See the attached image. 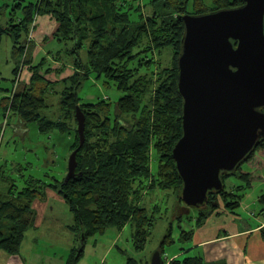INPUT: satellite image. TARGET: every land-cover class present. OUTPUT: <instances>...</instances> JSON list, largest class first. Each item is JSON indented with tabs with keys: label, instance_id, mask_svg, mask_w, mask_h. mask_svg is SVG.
<instances>
[{
	"label": "trees",
	"instance_id": "1",
	"mask_svg": "<svg viewBox=\"0 0 264 264\" xmlns=\"http://www.w3.org/2000/svg\"><path fill=\"white\" fill-rule=\"evenodd\" d=\"M189 1L148 0L152 8L148 15L144 14L143 6L135 3L136 0L13 2L14 12L6 23H0V36L7 33L13 38L14 53L25 54L24 62H30L33 47L31 44L25 48L24 35L42 14L50 15L56 21L54 37L59 44L73 43L70 53L78 54L79 48L87 45L86 60L74 58L75 73L65 78L64 82L70 85L62 91L60 99L67 118L76 121V106L84 113L85 141L76 154L75 178L64 183V178L46 181L28 176L20 191L12 189V186L17 188L16 184H9L6 195L0 196V250L8 254L19 252L25 233L35 220L32 202L43 200L48 187L61 197L73 216V223L68 227L76 236V245L70 249L66 264H77L87 239L103 233L108 227L122 229L130 223L134 250L142 251L146 247L154 221L139 204L143 191L157 186L164 190L176 189L177 196L181 197L182 180L175 168L172 151L182 135L183 99L177 89V60L184 33L182 17L243 4L242 0H211L210 5L204 0H192V8L188 10ZM5 7L7 4L3 9ZM3 9L0 7V14L6 11ZM132 12L137 14L134 18ZM166 47L171 48L172 56L169 64L164 65L157 56ZM51 56L56 58L55 54ZM46 62L44 58L32 65L29 83L16 89L11 99H3L4 108L12 109L26 123L36 122L42 133L63 130L65 123L41 114L47 106L45 94L50 85L39 72ZM90 74L102 78L104 86L113 84L122 93L113 109L105 99L86 103L78 95L82 81ZM7 99L10 101L8 106ZM67 133L74 134L70 146L72 152L79 144L77 129ZM151 156L158 159L156 171L151 167ZM263 163L264 138L235 171L221 175L222 190L207 195L194 226L202 225L221 204L234 212L239 202L225 189L224 177L236 176L240 182L233 188L244 190L251 186ZM246 165L252 169H243ZM259 202L260 213H264V192L259 196ZM192 232L193 228L181 230L180 239H190ZM260 232L264 238V226ZM172 242L168 228L157 249L162 256L164 246ZM125 264L144 263L127 256ZM164 264L207 263L200 257H184L173 258Z\"/></svg>",
	"mask_w": 264,
	"mask_h": 264
},
{
	"label": "water",
	"instance_id": "2",
	"mask_svg": "<svg viewBox=\"0 0 264 264\" xmlns=\"http://www.w3.org/2000/svg\"><path fill=\"white\" fill-rule=\"evenodd\" d=\"M182 17L177 89L183 99L182 135L173 147L181 199L201 207L223 188L264 138V0ZM79 144L64 183L76 177V154L85 141V115L76 106ZM84 237V235H82ZM150 264H164L157 250Z\"/></svg>",
	"mask_w": 264,
	"mask_h": 264
},
{
	"label": "rangeland",
	"instance_id": "3",
	"mask_svg": "<svg viewBox=\"0 0 264 264\" xmlns=\"http://www.w3.org/2000/svg\"><path fill=\"white\" fill-rule=\"evenodd\" d=\"M20 2L26 4L30 1L35 0H0V7L6 10V15L0 14V23L4 24L7 22L10 15L14 12L13 2ZM207 5L211 4V0H204ZM136 4H140L145 15L151 13L152 8L148 5V0H136ZM192 0L188 3V10L192 8ZM145 5V6H144ZM17 10V8H15ZM137 15L132 12L131 16ZM17 17V12L15 11V18ZM38 23L36 21L34 24H30L28 32L25 33V48L28 49L32 44L30 40L34 38L37 30ZM54 35V32H53ZM14 42L13 38L7 33H3L0 36V196H5L10 183L16 184L15 191L22 190L25 186V179L28 176L34 178L46 179V181H52V178L63 179L67 173L64 172L67 169L68 157L70 155L69 144L73 143L74 134L67 133L68 131L74 132V128H77V122L67 118L65 116L64 105H60V99L62 91L59 96L55 95L56 90L53 89V94L51 93V88L55 87L54 84L60 80L63 82L65 78L70 75L69 70L66 68L68 65L58 62L57 74L58 78L56 80L55 76L52 77L50 85L45 94L46 108L41 110V114L47 118L60 120L65 122L62 129L58 131L52 130L48 133H42L39 130L36 122L26 123L20 119L19 115L15 113L10 108L3 107V99L13 97L16 89H22L26 84H20L22 78L28 75V71L25 70V74L22 75L21 67H27L29 63L24 62L25 54H15L14 53ZM54 47H58L60 57L65 60H73L77 56L81 61L86 60V49L87 45L84 44L78 50V54L70 53L73 47V43L66 41L59 44V42L50 43L48 42L46 48L53 51ZM171 48L166 47L157 56L164 65L169 64L172 56ZM56 52V51H54ZM49 62L45 65H56L55 59L50 55ZM61 64L62 67H59ZM66 65V66H65ZM65 69V70H64ZM74 71V70H72ZM51 73V71H50ZM69 75V76H68ZM103 79L97 78L95 74H90L85 80L82 81L80 88L78 89V95L81 97L83 102L94 103L99 99H105L110 102L112 109L115 106L116 101L122 95V93L116 89V87L111 84L109 86L103 85ZM24 84V85H23ZM52 84V85H51ZM62 87V86H61ZM59 87V88H61ZM57 88V89H59ZM59 100V101H58ZM8 102V104H7ZM5 102L8 106L9 100ZM72 136V140L69 139ZM69 137V138H68ZM155 155V154H154ZM158 161V159H157ZM157 161L154 156H151V167L153 171L157 170ZM261 167L258 172L254 175V187H247L246 189H235L236 176H225L224 186L228 192L235 195L239 205L236 206L235 212H243L244 217L251 219L252 212L257 214L261 211V204L259 202V195L255 197L253 193L260 190V184L264 186V172H261ZM262 174V175H261ZM259 175L262 177L259 178ZM239 182V181H238ZM251 184V185H252ZM50 189L49 187L45 190ZM52 190V189H51ZM261 195V194H260ZM231 198H233L230 195ZM243 199V200H242ZM253 203V204H252ZM142 207H145L148 215L153 218V226L151 229V235L146 243V247L142 251L134 250L132 246V226L130 223L126 224L122 229H117L115 227H108L103 233H97L87 239L86 251H90L91 257H96L97 255L105 254L108 246H111V250L106 258L104 264H121V259L127 258V256L133 257L140 263H148L153 254L157 251L159 244L163 240L168 228L171 230L173 242L164 246V254L171 256L172 252H179L180 248L185 247L189 239L183 240L180 235V231H189L195 223V217L198 214L200 207L192 206L186 204L183 200L177 196L176 189L164 190L156 186V188L146 189L143 191L141 201L139 203ZM245 205H248L245 207ZM67 208L64 204H58L56 209L52 213L45 212L44 217L48 221V217H54L55 220L45 225L42 228H38L36 231L43 229L46 234L53 233L55 236V228L53 225H57V222L63 221L64 216L67 219ZM72 217V216H71ZM55 223V224H54ZM62 223L57 226L60 227ZM33 224L31 227H33ZM29 229H32V228ZM28 229V230H29ZM33 232V230H30ZM30 232V233H31ZM180 236V237H179ZM121 249V250H120ZM188 255V254H187ZM187 255H182L179 257L184 258ZM188 256H191L188 255ZM99 258V257H98ZM181 258V259H182ZM170 261V260H168ZM168 261H166L168 263ZM93 259L91 258V264Z\"/></svg>",
	"mask_w": 264,
	"mask_h": 264
},
{
	"label": "crops",
	"instance_id": "4",
	"mask_svg": "<svg viewBox=\"0 0 264 264\" xmlns=\"http://www.w3.org/2000/svg\"><path fill=\"white\" fill-rule=\"evenodd\" d=\"M4 13L6 14V11ZM35 21L38 23L36 25V34L34 38L28 40L33 45L28 65L30 67L36 65L44 58L49 62L50 55L55 54L56 65L46 64L39 72L48 80L52 79V77L49 78V75L55 76L57 80L58 74L56 68L58 62H61L62 64L68 65L66 69L69 70L70 76L73 75L76 70V67L73 66L74 59L69 61L63 60L58 52L60 50L58 47H54L53 51L46 48L48 42H58L53 35V32L57 29L56 21L47 14L37 16ZM59 67L65 68L61 64ZM27 68L29 66L21 67L22 75L25 74V70H30ZM28 72V75L24 79L22 78L20 84L24 83L27 85L29 83L32 71L30 70ZM54 84L57 85L51 88V93L53 94L54 92L52 90L55 89V95L57 96H59L58 93L70 85L69 82H62L61 80ZM69 136L70 138H68L72 140V136L70 134ZM70 146L69 144V149ZM261 168V172H264V163ZM243 169L250 170L252 168L250 165H246L243 166ZM66 171L67 169L64 172ZM261 175L260 177H262ZM239 182L236 181L235 185L239 184ZM251 186L254 187L255 184ZM263 192L264 186L260 184V190L253 194L256 197L257 195L260 196ZM58 204H64L66 206L61 197L51 189L45 190V198L43 200L35 199L32 202V209L35 211V220L33 227H31L32 229L26 231L18 253L8 254L0 250V264H66L70 249L76 245V236L68 227L73 223V216L69 210L67 209V213H70L72 217L67 215L66 219L64 213H62L63 221L57 222L58 224L62 223L61 226L58 227V224L53 225L56 231L55 236L53 235L54 232L46 234L43 229L36 231L44 225L46 229L48 224H52L50 222L54 221L55 218L49 216V222H47L44 213H52ZM250 216H252L251 219L244 217L243 212H231L221 204L218 210L208 217L202 225L197 227L192 226L193 232L189 239L190 242L185 247L180 248L179 252H172L171 256L164 254V262L173 258L181 259L182 257L179 256L191 254V256L187 255L185 257H200L207 264H264V238L260 232L264 226V213L257 214L254 211ZM30 230H33V232ZM111 248V246H108L103 255L91 257L92 254L89 253L90 251H86L85 246L83 255L77 264H91V258L93 259L92 264H104ZM125 262L126 258L121 259V264H125Z\"/></svg>",
	"mask_w": 264,
	"mask_h": 264
}]
</instances>
